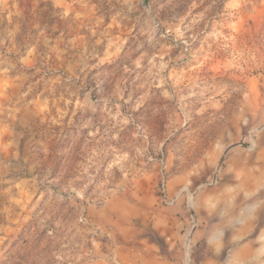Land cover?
Returning <instances> with one entry per match:
<instances>
[{"label":"rangeland","instance_id":"374dc122","mask_svg":"<svg viewBox=\"0 0 264 264\" xmlns=\"http://www.w3.org/2000/svg\"><path fill=\"white\" fill-rule=\"evenodd\" d=\"M246 153L264 0H0V264H264L204 207Z\"/></svg>","mask_w":264,"mask_h":264},{"label":"crops","instance_id":"0c3cea01","mask_svg":"<svg viewBox=\"0 0 264 264\" xmlns=\"http://www.w3.org/2000/svg\"><path fill=\"white\" fill-rule=\"evenodd\" d=\"M241 157L235 161L237 163L235 176L222 178L218 186L206 189L202 194L204 200L208 201V203H204L205 209L207 208L211 216L221 217L222 226L227 222L224 219L235 218L234 221L229 222L232 227L233 223L236 225V228L233 227L229 230L231 233L229 241L237 242L234 249L235 255L242 260L247 257V251L250 248L255 251L261 250V247L254 246V244L258 240L260 241L264 234L260 220L264 213V166L258 165L255 168L252 154L246 153ZM256 169L259 171L256 172ZM256 226L258 235L252 237L251 234ZM226 230L222 227L220 230L215 229L210 237V240L213 241L211 248L215 249L214 255L218 250H222L224 245V238H221L220 243H217L218 234H224ZM117 254L118 264H157L158 259L157 252L148 246L141 250L131 246L126 249L118 248ZM206 262L215 264V260L211 257ZM102 264H104L103 260ZM107 264H113V262Z\"/></svg>","mask_w":264,"mask_h":264}]
</instances>
